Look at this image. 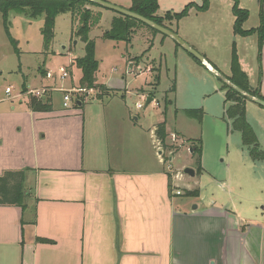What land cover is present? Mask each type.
I'll return each mask as SVG.
<instances>
[{
  "label": "crops",
  "instance_id": "0c3cea01",
  "mask_svg": "<svg viewBox=\"0 0 264 264\" xmlns=\"http://www.w3.org/2000/svg\"><path fill=\"white\" fill-rule=\"evenodd\" d=\"M183 19L173 25L175 31L219 71L207 51L218 43L217 28H192L191 34L179 27ZM246 22L244 28L251 29ZM139 30L153 42L158 38ZM236 36L241 66L264 97V44L259 62L258 35ZM159 38L171 43L185 66L199 63L173 39ZM225 74H232L231 61ZM24 88L0 100V175L25 173L23 202L0 205V264H264V213L261 218L253 206L232 199L204 201L201 190L190 195L200 202L180 201L172 190L182 189L180 177L166 166L156 127L139 117L134 123L121 119L107 107L87 109L82 101L61 108L52 100L51 111L33 109L32 88ZM251 103L257 106L246 102L247 116L264 149V123L255 117H264V107ZM233 136L254 174L264 171V163L257 165L243 150L240 133ZM202 167L206 170L203 155Z\"/></svg>",
  "mask_w": 264,
  "mask_h": 264
},
{
  "label": "rangeland",
  "instance_id": "374dc122",
  "mask_svg": "<svg viewBox=\"0 0 264 264\" xmlns=\"http://www.w3.org/2000/svg\"><path fill=\"white\" fill-rule=\"evenodd\" d=\"M105 1L124 8H129L132 4V0ZM192 1L200 2L158 0V14L180 11ZM210 3V12L195 11L199 14L193 12L181 21L179 27L190 28L191 34L194 33L192 28H217L218 43L216 46L207 47V51L215 63L218 61L219 71L227 75L225 73L229 71L233 46L237 49V44L240 45L233 31L234 0H210ZM239 4L250 11L246 22L249 27L246 28L258 27L260 1L239 0ZM93 8L100 10L102 16L89 34L96 42L95 56L99 61L97 82L107 84L113 91L102 96L99 95V89L87 88L88 95L77 93L78 98L89 105L87 109L90 106L107 107L110 113L120 116L121 119L126 117L131 123L139 117L140 122L156 127L158 123L166 120L170 131L167 144L174 148L167 149L162 145L161 149L164 150L166 166L180 177L177 183L182 189L172 188L173 191H182L181 196L177 197L180 201L200 202L201 198L204 201L213 198L221 204L232 199L237 205L243 203L253 206L262 218L264 171L254 174L251 160H246L242 155L238 137L229 135L222 115L226 99L223 82L199 61L192 62L197 70L187 62L188 65L185 66L184 61L176 56L173 47L169 45L171 43L162 44L159 38L164 36L168 42H174L170 37L158 33L154 42L149 40L144 31L139 30L151 28L144 23L135 24V33L130 43L103 37L105 31L112 28L113 19L121 14L103 6L95 5ZM5 24L16 40L17 50L10 41ZM78 26L79 19L73 20L72 11L59 10L55 16L53 38L46 48L42 33L45 27L44 13L34 15L27 8L22 11L11 10L4 16L0 11V100L17 96L25 89L24 86H48L53 88L48 92V96H52L53 104L63 108V91L81 87L82 71L76 65V59L85 55L86 43L75 33ZM148 67L151 68L150 71H147ZM65 71L68 72V77L62 79ZM47 73L50 75L47 76ZM174 85H177L176 90L172 91ZM7 87L13 89L11 94H7ZM149 94L154 95V99L147 104ZM14 100L17 102L18 98ZM8 103L10 102L6 104ZM247 103L249 106H257L251 105L254 103L249 100ZM70 105L78 106L77 100L73 98ZM139 105L142 107L139 108ZM199 108L204 111L201 120L186 112ZM255 115L257 120L264 123L263 116L258 113ZM175 131H181L189 139L185 141ZM198 138L202 139L206 170L201 173L197 171L195 176H190L184 174V169L191 167L197 170L196 159L192 154V140ZM175 147L178 148L177 151ZM220 181L225 182V185L220 186ZM189 190L192 194L188 193ZM197 190H201L202 195L201 198L194 199L192 197Z\"/></svg>",
  "mask_w": 264,
  "mask_h": 264
},
{
  "label": "trees",
  "instance_id": "16d2710c",
  "mask_svg": "<svg viewBox=\"0 0 264 264\" xmlns=\"http://www.w3.org/2000/svg\"><path fill=\"white\" fill-rule=\"evenodd\" d=\"M260 1V24L258 27L245 29L244 23L249 19V9L243 8L239 4V0H234L233 14L235 16L234 32L236 35L249 36L253 34L258 35L259 41V62L261 61L262 46L264 44V0ZM210 0H200V2H189L180 11H167L164 15H159L160 8L158 0H132L129 7L130 10L137 12L165 27L175 31L172 26L177 24L181 19L190 15L191 11L205 12L210 8ZM94 2L90 0H0V11L4 16L11 10H26L30 8L34 15L39 13L45 14V27L42 30L45 47L48 48L54 35L55 16L59 10H70L73 13V20L79 19V26L75 33L85 41V55L76 59V65L82 71L81 87L88 89H99V95H109L112 88L107 87L104 83L97 82L96 72L99 70V61L95 56L96 42L90 38V31L101 20V12L93 9ZM165 21H169L166 23ZM142 23L134 18L128 16H117L113 19L112 28L105 31L103 37L115 40H123L128 43L132 41L135 33V24ZM7 34L10 41L17 50L16 40L10 34L7 24H5ZM152 33L157 34L154 28H147ZM177 32V31H176ZM19 53V52H18ZM196 59V58H195ZM197 60V59H196ZM198 61V60H197ZM231 71L232 74L228 78L237 86L243 88L252 95L264 99L260 93L259 87L250 84L248 74L243 70L239 58L238 51L234 45L231 57ZM261 75V72H260ZM226 90L225 111L223 119L226 121L229 134L234 135L240 133L241 145L245 152L251 158L260 164L264 163V149L260 144L258 134L254 125L247 116L246 102L247 98L230 88L225 83L222 86ZM176 90V85L172 87V91ZM100 97V96H99ZM82 101V100H80ZM30 105L33 109L51 111L53 110L52 99L46 101L36 97H30ZM83 102V101H82ZM77 106V105H76ZM188 115L193 118L201 120L204 114L203 109H190L186 111ZM155 134L165 148H174L167 144V137L169 134L166 129V122L162 121L157 124ZM192 154L196 159L197 171L201 173L203 143L202 139H193ZM176 151L178 148H176ZM25 173L23 170L6 171L0 175V205H13L23 202ZM192 194V191H188ZM200 192L197 190L195 196H199Z\"/></svg>",
  "mask_w": 264,
  "mask_h": 264
},
{
  "label": "water",
  "instance_id": "95a60500",
  "mask_svg": "<svg viewBox=\"0 0 264 264\" xmlns=\"http://www.w3.org/2000/svg\"><path fill=\"white\" fill-rule=\"evenodd\" d=\"M94 2L95 5L97 6H103L108 9L114 10L119 12L123 16H128L131 18H134L146 25H148L151 28H154L157 30L158 33H162L163 35L170 37L173 39L180 47H182L185 51H187L189 54H191L194 58H196L202 65H204L207 69H209L212 73H214L223 83H225L227 86L230 88L235 89L237 92L245 96L248 100H251L260 106L264 107V99L256 97L252 95L251 93L247 92L243 88L235 85L227 75H224L220 71L216 70L214 66L210 63V61L206 58L204 54L199 52L196 48L191 46L185 39H183L176 31L165 27L137 12H134L130 10L129 8H124L121 6H117L115 4H112L108 1L105 0H90ZM153 101L152 97L147 98V104ZM78 105H81L82 103L80 101L77 102ZM184 174L190 175V176H195V169L191 167H187L184 169ZM197 207V206H195Z\"/></svg>",
  "mask_w": 264,
  "mask_h": 264
},
{
  "label": "built area",
  "instance_id": "2783aa9c",
  "mask_svg": "<svg viewBox=\"0 0 264 264\" xmlns=\"http://www.w3.org/2000/svg\"><path fill=\"white\" fill-rule=\"evenodd\" d=\"M50 73H47V76H49ZM68 77V72L65 71L62 75V79H66ZM53 88L52 87H42L40 89L38 88H32L29 90V94L36 96L38 98H43V97H47L48 96V92L52 91ZM13 91V89L11 87H7L6 88V92L7 94H11V92ZM64 96H63V106L64 108H70V102L72 101L73 98H75L78 101H80V98H78L77 93H79L80 95H82L83 93L88 95V91L87 88L84 87H78V88H72L69 90H64ZM21 95V94H20ZM156 105L158 104L157 102L155 103ZM142 105H139V108H141ZM176 194L180 195L182 193V191L177 190L175 192Z\"/></svg>",
  "mask_w": 264,
  "mask_h": 264
}]
</instances>
